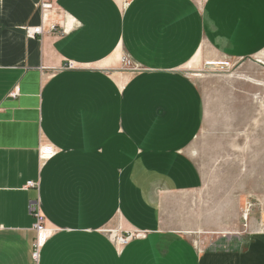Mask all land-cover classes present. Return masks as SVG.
<instances>
[{
	"label": "crops",
	"instance_id": "0c3cea01",
	"mask_svg": "<svg viewBox=\"0 0 264 264\" xmlns=\"http://www.w3.org/2000/svg\"><path fill=\"white\" fill-rule=\"evenodd\" d=\"M51 1L60 32L28 38L42 0H0V264H264L261 232L197 247L187 231L213 216L176 200L204 186L184 68L264 51V0ZM31 202L52 231L38 261ZM133 232L123 248L110 234Z\"/></svg>",
	"mask_w": 264,
	"mask_h": 264
},
{
	"label": "rangeland",
	"instance_id": "374dc122",
	"mask_svg": "<svg viewBox=\"0 0 264 264\" xmlns=\"http://www.w3.org/2000/svg\"><path fill=\"white\" fill-rule=\"evenodd\" d=\"M119 69L135 66L122 54ZM184 71L203 97V126L190 151L204 186L176 200L187 215L213 216L195 220L186 237L199 248L222 237L247 241L264 233V51L245 60L200 53Z\"/></svg>",
	"mask_w": 264,
	"mask_h": 264
},
{
	"label": "built area",
	"instance_id": "2783aa9c",
	"mask_svg": "<svg viewBox=\"0 0 264 264\" xmlns=\"http://www.w3.org/2000/svg\"><path fill=\"white\" fill-rule=\"evenodd\" d=\"M39 8L42 12V24L38 27H26L25 33L28 38H35L37 36H43L46 32L56 34L60 32L59 24L50 21V14L54 11L53 3L51 0H42L39 5ZM47 29V30H46ZM75 65L73 63H69L67 69H75ZM17 92L11 93V96H16ZM54 151H49V149H43L41 151V159L48 160L54 156ZM37 185L32 183L29 187L34 188ZM30 212L33 217L36 219V224L34 229L37 233L36 239L33 243V252L32 258L35 261H38L39 253L41 249L44 247L48 239L52 235V231L49 230L46 226V218L41 212L40 206L38 203L31 202L30 203ZM111 237L116 245L119 248L125 247L128 243H130L134 238L141 237L142 233L133 232L125 235H119L115 233H110Z\"/></svg>",
	"mask_w": 264,
	"mask_h": 264
}]
</instances>
